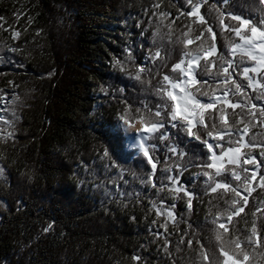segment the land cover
Here are the masks:
<instances>
[{
	"label": "trees",
	"instance_id": "obj_1",
	"mask_svg": "<svg viewBox=\"0 0 264 264\" xmlns=\"http://www.w3.org/2000/svg\"><path fill=\"white\" fill-rule=\"evenodd\" d=\"M190 10L189 0H0V98L4 88H14L1 108L0 264H222L221 247L237 238L249 253L244 264H264V187L259 183L264 118L258 115L264 99H257L259 89L244 90L249 107L257 105V119L243 141L256 147L242 148L237 165L225 164L241 181L215 178L241 185V197L230 190L210 191L214 184L206 185L202 173L214 170L200 167L210 162L207 153L178 130L166 128L167 141H149L158 145L154 173L142 153L127 150L125 138L113 132L118 124L122 128V116L130 125L142 123L137 109L147 105L154 111L162 103L155 90L164 75L178 78L171 71L185 51L178 40L192 39L187 50L193 53L205 40L207 48L211 25L218 49L212 59L221 54L231 59L229 45L240 40L221 31L220 12L241 14L264 28V5L258 0H207L201 7L207 24L188 16ZM156 52L160 57L153 60ZM245 66L255 63L246 58L240 68ZM140 67L146 71L136 80ZM236 79L247 84L238 74ZM220 107L226 108L230 125L243 118L237 125L242 129L251 120L248 108L233 115V109ZM120 136L125 137L122 130ZM173 145L186 155L169 152ZM248 153L256 163L243 164ZM252 171L257 179L249 195L242 184ZM168 176L193 193L190 209L183 192L179 198L171 195ZM162 183L168 185L164 190ZM239 207L244 211L229 222ZM254 221L260 239L249 245ZM221 223L228 231L219 228Z\"/></svg>",
	"mask_w": 264,
	"mask_h": 264
},
{
	"label": "snow or ice",
	"instance_id": "obj_2",
	"mask_svg": "<svg viewBox=\"0 0 264 264\" xmlns=\"http://www.w3.org/2000/svg\"><path fill=\"white\" fill-rule=\"evenodd\" d=\"M207 0H189L191 10L187 13L188 16L195 18L201 24H207L205 17L201 14V7ZM227 4L228 0H222ZM259 4L264 5V0H258ZM156 7H159L157 4ZM161 15L167 16V13ZM225 19H231L237 21V25H230L225 23ZM218 24L221 31H228L235 34L239 38L241 43H230L228 49V57L221 54L217 59L212 57L217 56L218 49L216 47V33L213 31L211 25L206 28L207 33L211 35L212 43L205 48L204 44L207 41H203L193 53L188 51V46L193 43L192 39L178 40L184 46L183 58L180 62L172 66L171 71L178 73V78H174L170 75L163 76V82L160 87L156 88V94L160 97L162 103L155 105V110L149 108L147 105L143 106V109H137V112L141 113L140 119L142 127L138 130L134 129V125H129V122L125 117H121L126 127L121 128L118 124L113 132L118 139H124L127 136H131L133 143L131 147L137 151L142 152L147 163L151 166L153 173L157 169L158 160L154 155L158 148L156 143H149V141H167L170 133L165 131L166 128L176 129L182 133L188 141H195L198 145L203 146V150L207 153L209 163L200 165L205 169H213L214 173L204 171L202 174L206 177L204 183L210 186L212 193L217 192L218 189L230 190L235 193L237 197H241V192L237 187H233L227 181L216 180V177L222 175H230L232 179L241 181V175L235 170V168H228V165H237L238 161L242 157V148L256 147L251 141L244 143L243 137L248 134L249 125L255 127L252 124V120L257 119V112L254 111L257 105L252 103L249 107L247 100V94L244 91L246 88H251L253 91L259 89V95L257 99H264V73L261 69H264V28L257 27L252 24L250 19L244 18L241 14L235 13H223L220 12L217 16ZM261 25H264V20L260 21ZM191 31V29H189ZM250 33V34H249ZM188 34L185 33V36ZM19 36V32L14 33V38ZM204 36V32H201L199 36H196V40H200ZM16 49H13L15 51ZM130 55V53H129ZM239 56V60L236 57ZM160 57V53L156 52L153 60ZM253 61L254 67H243L240 65L245 63V59ZM201 60L203 61L201 63ZM219 61V63L217 62ZM117 64H121V61L117 60ZM215 69V71H213ZM231 69V71H230ZM123 70V68L121 69ZM144 67H140L134 78L136 80L141 79V73L145 72ZM250 73L256 74L255 76ZM237 74L240 79L247 80V84L238 82L236 79ZM259 77L257 79L256 77ZM202 77H208L209 79H201ZM211 81V83H210ZM215 84V88H213ZM219 90L220 94H217ZM236 96L245 97L242 100H234L232 98ZM207 98V102L204 99ZM8 101L7 96L3 101H0V106L6 104ZM226 105L228 108L233 109V115H239L235 112V109L248 108V115L251 117L244 127L241 129L237 125L244 123L243 118L234 121L231 125L229 122V115L226 112L225 107L217 109V105ZM259 117L264 118V106H261L258 113ZM4 118L0 117V121ZM219 122V126L217 124ZM264 124V119L260 121ZM130 128L133 129L130 131ZM125 133V137L120 136V131ZM209 138L213 142H209ZM255 139V136H253ZM235 145V146H233ZM178 145L168 146V151L179 156L186 155V152L178 151ZM121 151H123L124 145H120ZM217 150H220L219 153ZM167 159V157L165 158ZM256 163L255 157L250 153L246 154L243 158V164ZM244 172H248L249 169H243ZM3 174V169H0V175ZM168 181L173 185L169 189L171 195L179 198L181 192L184 193L187 199V207H192L193 193L189 192L186 187L176 186L177 181L174 177H166ZM257 179V174L252 171L251 176H245L243 179L244 191L249 195L252 191L250 185ZM259 183L264 187V176L260 177ZM153 183V187H155ZM168 185L161 184V190L167 188ZM244 205L247 204V197H242ZM237 203L236 200L232 201L234 206ZM244 211V207L237 208L232 214L228 216V221L231 222L233 216H239ZM161 215L162 213H157ZM173 212L168 211L167 216L173 217ZM46 228L45 231L50 230ZM161 227H167V222L161 225ZM220 229L228 231L223 223L219 224ZM257 237L256 241H253L252 237ZM217 240L221 239V233L217 232ZM260 237L258 234L255 221L251 228V235L247 237V244L258 243ZM191 243V242H189ZM241 241L239 238L230 242L226 247H221V255L223 257L222 264H244L249 260V253L241 248ZM234 246V248L232 247ZM239 249V252L235 251ZM238 256H242V260L238 259ZM139 260L140 257H134ZM206 259V257H205Z\"/></svg>",
	"mask_w": 264,
	"mask_h": 264
},
{
	"label": "rangeland",
	"instance_id": "obj_3",
	"mask_svg": "<svg viewBox=\"0 0 264 264\" xmlns=\"http://www.w3.org/2000/svg\"><path fill=\"white\" fill-rule=\"evenodd\" d=\"M240 43H241V41H240ZM261 70H262V69H261ZM250 75L255 76L256 74H254V73H250ZM3 92H4V96L0 98V101H3L4 98H5L6 96H7L8 101H9V99L12 97V95H13V93H14V88H13L12 86H9V87H7V88H4ZM4 105H5V104H3L2 106H0V117H1V108H4ZM136 124H138V123H136ZM136 124H135V125H136ZM124 127H125V126H124ZM126 138H127V137H126ZM127 141H128V139H127ZM126 147L128 148V144H127ZM139 152H140V151H139ZM225 164H226V163H225Z\"/></svg>",
	"mask_w": 264,
	"mask_h": 264
},
{
	"label": "bare ground",
	"instance_id": "obj_4",
	"mask_svg": "<svg viewBox=\"0 0 264 264\" xmlns=\"http://www.w3.org/2000/svg\"><path fill=\"white\" fill-rule=\"evenodd\" d=\"M129 125H130V124H129ZM124 126L126 127V125H124ZM141 127H142V124H141V123H138V124L134 125V129H135V130L140 129ZM131 130H133V129L130 128V131H131ZM127 139H128V141H127L128 148H129V149L133 148V147H131V145H132V143H133V140H132L131 136H127Z\"/></svg>",
	"mask_w": 264,
	"mask_h": 264
}]
</instances>
